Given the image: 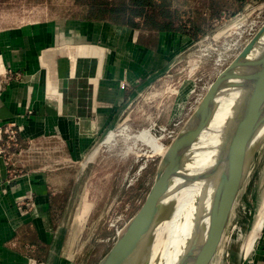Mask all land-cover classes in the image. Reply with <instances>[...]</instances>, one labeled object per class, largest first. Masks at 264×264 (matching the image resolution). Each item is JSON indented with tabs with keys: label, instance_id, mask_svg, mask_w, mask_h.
<instances>
[{
	"label": "rangeland",
	"instance_id": "1",
	"mask_svg": "<svg viewBox=\"0 0 264 264\" xmlns=\"http://www.w3.org/2000/svg\"><path fill=\"white\" fill-rule=\"evenodd\" d=\"M86 1L0 0V27L37 19H78ZM203 1L179 0L178 4L187 11L200 7L208 18L206 30L189 43H176V38L168 36L150 62V78L140 82L119 118L101 127L99 135L80 134L75 140L21 137L18 146L6 148L13 164L11 177L26 169L51 167L66 180L64 195L54 202L53 218L56 241L64 248L62 257L67 264H98L117 239L115 225L123 227L133 217L154 182L162 154L127 135L150 129L168 147L204 87L207 91L245 46L255 22L264 17V0H219V16H211V0L207 6ZM111 132L112 139L106 141ZM4 143L0 141L2 147ZM263 143L251 159L215 255L217 264L255 261L259 242L249 256L243 244L264 194Z\"/></svg>",
	"mask_w": 264,
	"mask_h": 264
},
{
	"label": "crops",
	"instance_id": "2",
	"mask_svg": "<svg viewBox=\"0 0 264 264\" xmlns=\"http://www.w3.org/2000/svg\"><path fill=\"white\" fill-rule=\"evenodd\" d=\"M168 36L193 39L71 18L1 26L0 123L15 122L20 137L33 140L99 135L150 78V62ZM11 169L0 157V264H67L53 218L66 180L51 167L10 179ZM257 247L251 264H264V235Z\"/></svg>",
	"mask_w": 264,
	"mask_h": 264
},
{
	"label": "water",
	"instance_id": "3",
	"mask_svg": "<svg viewBox=\"0 0 264 264\" xmlns=\"http://www.w3.org/2000/svg\"><path fill=\"white\" fill-rule=\"evenodd\" d=\"M235 94L232 113L219 132L214 162L186 174L184 185L217 177L209 207L201 200L194 236L178 264H212L234 198L238 197L264 129V24L237 56L216 76L160 159L154 182L140 209L123 226L111 249L98 264H148L152 232L173 211L167 199L184 158L195 151L222 97ZM72 195L70 197V202Z\"/></svg>",
	"mask_w": 264,
	"mask_h": 264
},
{
	"label": "bare ground",
	"instance_id": "4",
	"mask_svg": "<svg viewBox=\"0 0 264 264\" xmlns=\"http://www.w3.org/2000/svg\"><path fill=\"white\" fill-rule=\"evenodd\" d=\"M236 99L237 97L235 94H230L229 96L220 99L218 109L216 110L209 127L204 131L195 146V151L184 158L182 166L179 168L176 177L173 179L171 187L172 194L166 201L173 204V211L168 217H165L161 221L162 223L152 232L151 244L147 251L148 264H178L188 252L194 236V228L200 202L205 198L206 208L209 207V203L211 202L216 187L217 177L212 178V182L204 180L188 185H184V177L186 174L201 171L213 164L220 139L219 132H221L225 121L232 113ZM112 133L113 132L108 135L106 141L112 139ZM127 136V138H134L135 141L140 140L145 142V144H148L149 147L151 146L153 148L155 153L160 152L162 156L168 149L167 146L155 137L150 129H145L139 133ZM263 141L264 129L256 140L255 144L257 145L254 146L255 149H258ZM260 153H262V151ZM236 202L237 198H234L228 221L235 208ZM227 224L228 222L225 225L224 231ZM224 231L222 234H224ZM263 235L264 194L259 199L254 223L246 235L245 242L243 240L245 256L251 254L257 243L263 238ZM217 261L216 256H214L212 264H217Z\"/></svg>",
	"mask_w": 264,
	"mask_h": 264
},
{
	"label": "trees",
	"instance_id": "5",
	"mask_svg": "<svg viewBox=\"0 0 264 264\" xmlns=\"http://www.w3.org/2000/svg\"><path fill=\"white\" fill-rule=\"evenodd\" d=\"M178 1L88 0L82 2L81 10L84 14L78 19L157 31H180L195 39L199 32L206 30L204 25L208 23V18L200 7L187 11L178 4ZM202 5L207 6V0H204ZM208 7L212 10L211 16H219L222 11L219 0H211Z\"/></svg>",
	"mask_w": 264,
	"mask_h": 264
},
{
	"label": "built area",
	"instance_id": "6",
	"mask_svg": "<svg viewBox=\"0 0 264 264\" xmlns=\"http://www.w3.org/2000/svg\"><path fill=\"white\" fill-rule=\"evenodd\" d=\"M264 24V17L263 18H261L260 20H258V21H256L255 22V29L252 31V32H250L251 34V37L250 38H252V36H254V34L260 29V27L262 26ZM249 38V39H250ZM248 39V40H249ZM247 40V41H248ZM206 87L207 86H205L204 87V89H203V91H202V93L200 94V96L197 98V100H196V104L192 107L193 109H191L192 110V112L194 111V109H195V107L197 106V104L199 103V101H200V99L202 98V96H203V94L205 93V91H206ZM190 110V111H191ZM191 112V113H192ZM178 134V131H175L171 136H172V138H171V140H173L174 138H175V136ZM20 128L16 125V124H14V123H11V122H9V123H5V124H2V123H0V141L2 142H5L4 144H3V147L0 145V157H2L3 159H4V161L6 162V164L8 165V166H10V165H12L13 166V164H12V162H10L11 160H10V158H8V157H6V154H7V149L6 148H8V149H10V148H12V147H14V146H18L19 145V141H20ZM11 167V166H10ZM11 170H13V169H11ZM13 174V173H12ZM14 177H11L10 179H13ZM24 201V200H23ZM29 206H31V205H34V202H29V203H27ZM115 225V224H114ZM115 227H116V237L115 238H117L118 237V235L120 234V232H121V230H122V226L121 227H118V225H115Z\"/></svg>",
	"mask_w": 264,
	"mask_h": 264
}]
</instances>
